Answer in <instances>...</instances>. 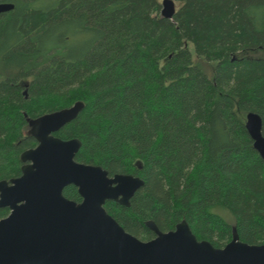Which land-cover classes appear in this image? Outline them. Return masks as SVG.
<instances>
[{
  "label": "trees",
  "instance_id": "obj_1",
  "mask_svg": "<svg viewBox=\"0 0 264 264\" xmlns=\"http://www.w3.org/2000/svg\"><path fill=\"white\" fill-rule=\"evenodd\" d=\"M162 1L0 0L15 6L0 14V182L22 176L37 119L83 104L55 136L81 142L79 163L144 181L130 207L105 205L128 233L186 222L215 248L235 232L264 245V161L245 126L257 113L264 134V0H174L173 20Z\"/></svg>",
  "mask_w": 264,
  "mask_h": 264
},
{
  "label": "water",
  "instance_id": "obj_2",
  "mask_svg": "<svg viewBox=\"0 0 264 264\" xmlns=\"http://www.w3.org/2000/svg\"><path fill=\"white\" fill-rule=\"evenodd\" d=\"M161 15L173 20L174 0L162 1ZM0 4V14L13 11ZM83 104L46 114L33 124L37 147L25 151L22 176L0 182V208L10 214L0 220V264H264V245L242 242L235 232L224 248L199 241L186 222L163 233L147 223L156 238L143 242L128 233L105 209L107 202L130 207L145 185L139 177H113L100 166L79 163V140L55 136L75 121ZM254 149L264 161L263 120L246 116ZM75 186L82 202L71 201L64 190Z\"/></svg>",
  "mask_w": 264,
  "mask_h": 264
},
{
  "label": "flooded vegetation",
  "instance_id": "obj_3",
  "mask_svg": "<svg viewBox=\"0 0 264 264\" xmlns=\"http://www.w3.org/2000/svg\"><path fill=\"white\" fill-rule=\"evenodd\" d=\"M151 230V229H150ZM152 231V230H151ZM153 232V231H152ZM154 233V238L153 239H155L156 238V234H155V232H153ZM132 235V234H131ZM134 236V235H133ZM136 237V236H135ZM137 238V237H136ZM139 239V238H138ZM152 239V240H153ZM139 240H141V239H139ZM141 241H143V240H141ZM149 241H151V240H149ZM149 241H143V242H149Z\"/></svg>",
  "mask_w": 264,
  "mask_h": 264
},
{
  "label": "rangeland",
  "instance_id": "obj_4",
  "mask_svg": "<svg viewBox=\"0 0 264 264\" xmlns=\"http://www.w3.org/2000/svg\"><path fill=\"white\" fill-rule=\"evenodd\" d=\"M176 2V1H175ZM176 7H177V9H178V7H179V5H178V3L176 2Z\"/></svg>",
  "mask_w": 264,
  "mask_h": 264
}]
</instances>
